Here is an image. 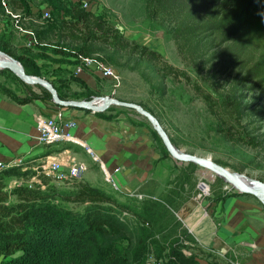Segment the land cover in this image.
Listing matches in <instances>:
<instances>
[{"label":"rangeland","instance_id":"rangeland-1","mask_svg":"<svg viewBox=\"0 0 264 264\" xmlns=\"http://www.w3.org/2000/svg\"><path fill=\"white\" fill-rule=\"evenodd\" d=\"M150 1L106 0L93 12L109 26L119 30L120 35L126 40L136 42L142 47L146 46L161 54L163 62L180 71L182 76L186 77L178 79L173 76L163 77L160 72L161 62L151 61L131 49L120 50L110 44L92 41L90 45L94 46L96 51L91 54V57L101 59L112 67L121 78L120 84L116 86V83L110 79H104L111 81L107 82L91 73L94 83L98 88H102V92L110 94L111 97L120 101L125 98L129 101H136L135 104L141 102L158 110L162 108L169 116V121L172 122L169 133L179 135L181 145L177 149L183 153L210 157L213 161L221 162L222 165L239 176L264 184V83L258 87V83L255 82H245L241 85V78L235 74L229 77L219 72H211L209 65L202 73L196 71L179 54L172 37V25L166 20L151 18L148 9ZM36 6L39 5L36 4ZM29 22V20L23 19L20 23L24 27L30 28ZM16 35L19 36V34ZM17 36L15 47L22 41ZM48 43L51 46L60 45L70 50L77 45L63 37H56ZM48 55L51 57L50 59H41L37 64L49 79L54 81V73L57 70L64 72L62 79L66 78L67 82L71 81L72 75L79 76L75 75L73 71L74 61H68L69 59L64 57L61 62L65 63H58L60 56L52 53H48ZM40 88L42 87L25 83L9 70L0 69L1 96L7 92L19 98H28L26 92L33 90L40 95ZM72 88L80 90L77 84H72ZM161 93H165L163 97H161ZM231 93H233L232 97L238 96L241 103L240 114L234 117H231L229 111L224 110L222 103L227 100L226 95ZM205 96L217 103L216 116L206 106L203 99ZM105 114L112 118L121 117L127 122L130 121L135 125L148 128L158 138V142H156L152 136L159 156L162 157V149L164 155L165 152L166 155L168 154L149 121L136 111L112 105ZM173 127L175 128L172 131ZM227 131L230 132L232 138ZM85 159L88 166L89 163L97 164L88 156ZM168 160H170V180L174 181L180 177V171L186 168L188 163L178 162L171 157ZM33 163L37 164L36 161ZM93 169L98 172L96 166ZM22 180L26 179L13 176L6 179L4 191L8 193L9 199L4 203L5 205L17 206L21 203L13 191L21 187L18 184ZM79 182L100 188L114 196L119 204L139 212L134 199L115 191L105 183L103 175L94 173V182L88 181L85 177ZM201 182H205L210 187V195L204 199L221 201L230 196L234 197L232 195L235 190L232 186L214 171L198 166L197 175L193 181L195 185L193 198L197 197L198 186ZM72 184L74 182L51 184L55 188L48 190V198L45 201H38L33 204V207H30L32 219L26 229L32 236H37L34 248L19 251L12 256H2L0 264H66L67 262L68 264H88L87 251L82 249L83 247L78 245L79 243L70 240L67 230L69 231L72 226L83 220L94 206L90 202L75 201L73 197L77 192V185L72 186ZM227 185L230 186V189H226ZM173 189L174 187L170 188V190ZM186 192H190V187H186ZM119 204H101V207L115 210L119 225L125 223L124 226L134 232L135 226L141 221L131 216L124 218L123 213L128 211L120 207ZM162 207L152 206L155 213L152 211L149 216H143L146 219L145 222L149 219L150 225H143L144 228L159 234L154 236L156 240L163 241L165 237L168 238V242L162 245L164 248L167 247L165 254L171 255L172 250L175 255L182 254V257L175 261L176 264H237L236 259L229 255L218 256L200 248L194 237L170 211L173 223L167 224L164 214L159 211L164 208ZM128 213L131 215L130 212ZM184 231L186 234H183ZM151 250L153 252L152 248ZM183 256L189 259L188 262L185 258L184 261H181ZM146 258V264L167 262L157 259L152 253L148 254ZM171 259L175 260L174 257Z\"/></svg>","mask_w":264,"mask_h":264},{"label":"trees","instance_id":"trees-1","mask_svg":"<svg viewBox=\"0 0 264 264\" xmlns=\"http://www.w3.org/2000/svg\"><path fill=\"white\" fill-rule=\"evenodd\" d=\"M34 8L37 9L36 13L33 12ZM9 9L13 13H20L22 19L30 21V28L25 27L36 32L40 45L27 49L21 36L19 37L22 40L21 43L15 47L17 32L14 21L0 4V51L19 61L28 75L48 80L62 100H90L95 93L78 77L72 75L70 82H67L66 78L62 79L64 72L60 70L54 73V81H52L43 74L37 62L41 59H50L48 53L60 56L58 63H65L61 62L64 57L68 58V61H74V52L91 57V54L96 51L94 46L90 45L92 41L110 44L120 50L131 49L151 61L161 62L160 72L163 77L173 76L176 79L186 77L163 62L161 54L126 40L120 35L119 30L109 26L95 13L83 10L72 0H10ZM148 9L152 19H163L172 25V37L179 54L196 71L202 73L209 65L211 72H219L229 77L235 74L241 78V85L245 82H255L258 83V87L264 83V0H151ZM46 10H50L51 17L43 19V11ZM56 37H63L77 45L72 50L60 45H49L48 42ZM67 73L70 74V72ZM72 84H77L80 90H74ZM40 90V95L29 90L26 92L28 98H19L7 92L3 95L20 105L30 104L36 100L51 102V94L46 89L40 88ZM161 94L163 97L165 93ZM232 94H227V100L222 103L224 110L229 111L231 117H234L240 114L241 103L238 96L232 97ZM203 99L209 110L216 116L217 103L208 96ZM121 100L129 101L125 98ZM137 104L160 122L174 146L179 148L180 137L169 133L172 122L169 121L165 111L141 102ZM96 116L100 119H114L106 116L105 113H98ZM227 133L230 135V132L227 131ZM152 136L158 142L157 136L154 134ZM162 152L161 159H169V154L166 155L165 152L164 155L163 149ZM214 162L222 165L219 161ZM25 165H27L26 162L20 166L0 170V257L12 256L19 251L34 248L37 236H32L26 229L32 219L30 207L38 201H45L48 198L47 193L55 188L51 186L46 191H41L18 187L13 194L21 203L17 206L5 205L4 203L9 199L8 193L4 191L6 179L12 176L26 179L29 172L22 171ZM197 169V165L188 163L186 168L180 171V177L171 181L168 188L160 195L159 201L163 207L167 208L162 207L163 209L159 211L164 214L167 224L173 223L169 209L176 212L185 201L193 197L195 190L193 181L197 175ZM172 187L174 189L170 190ZM186 187H190V192H186ZM76 188L77 192L73 197L75 201L90 202L94 207L88 211L83 220L67 232H69L70 240L79 243L78 245L87 251L88 264H146V257L150 253L157 259L167 261L164 264H176L175 261L182 257V254L175 255L173 250L171 255L165 254L167 247L164 248L162 245L168 242V238L158 241L154 236L159 234L144 228L143 224L150 225L149 219L145 222L146 219L143 217L152 213V209L146 211L151 208L150 205L142 206V203L138 205V202L134 200L138 207L139 212H137L119 204L114 196L100 188L84 183H79ZM114 203L119 204L141 221L135 226L134 232L124 226L125 223L119 225L115 210L101 207V204ZM183 234H186V231ZM171 257L175 260L172 261ZM184 258L183 256L181 261H184ZM185 259L188 262L189 259Z\"/></svg>","mask_w":264,"mask_h":264},{"label":"crops","instance_id":"crops-1","mask_svg":"<svg viewBox=\"0 0 264 264\" xmlns=\"http://www.w3.org/2000/svg\"><path fill=\"white\" fill-rule=\"evenodd\" d=\"M34 9L33 12L36 13L37 9ZM78 77L95 93L93 97L110 96L96 86L91 72H85ZM44 118H58L61 123H73L75 126L71 132L87 143L102 164L116 173L119 184L137 195L149 197L141 201L142 206L151 204V208L146 211H150L155 205L163 206L159 197L171 182L170 160L161 159L148 128L127 122L121 117L112 120L100 119L90 112L61 108L53 100H36L20 105L0 95V163L11 166V162L23 159L27 163L24 168L27 169L34 168L48 156L65 164L73 159L85 163L87 156L91 158L79 145H40L37 141L36 125ZM95 163L97 164L89 163L90 167L88 166L84 175L90 182H94V173L102 175L100 164ZM94 166L98 172H95ZM24 172L33 173L29 169ZM78 183L81 182L72 186ZM195 198L194 196L185 201L176 212L169 211L179 219L200 248L218 256L229 255L236 259L237 264H264L262 202L237 196L221 201Z\"/></svg>","mask_w":264,"mask_h":264},{"label":"built area","instance_id":"built-area-1","mask_svg":"<svg viewBox=\"0 0 264 264\" xmlns=\"http://www.w3.org/2000/svg\"><path fill=\"white\" fill-rule=\"evenodd\" d=\"M72 1L75 4H78L83 10L93 12L94 9L99 8L106 0ZM9 2L10 0H0L1 6L5 8L6 13L14 21L16 32L23 37L24 46L27 49H32L37 45H40L36 32L32 29L24 27L20 23L23 20L21 14L13 13L9 9ZM50 17V10L43 11V19H48ZM74 54L75 65L73 67V71L75 75H81L85 72H91L97 74L103 79H110L111 81L116 83V86L120 84L121 78L118 73L112 67L105 64L101 59H94L92 57H87L75 52ZM74 126L75 125L71 122L61 123L58 118H44L36 125L37 141L40 145L71 143L84 147L91 158L95 162H98L100 164V168L104 176V181L109 184L115 191L124 193L126 196L131 197L139 202L149 198L141 194L137 195L132 191L125 189V186L119 184L116 179V173L112 172L106 165L102 164L98 155L85 142H82L71 132V129ZM11 163L12 166L0 163V170L23 165L24 160L17 159ZM28 169L32 170L35 176L32 177L29 181L28 179L20 181L18 185L30 190L40 189L41 191H46L49 188V185L52 183L70 184L81 180L85 173L88 171V165L84 162H78L75 159L71 160L68 164H65L59 159L48 156L45 159L41 160L39 164L34 168H24L23 170L26 171ZM198 189L199 193L195 199L203 200L204 197L210 195V187L205 182H201L198 186ZM226 189H230V186L227 185ZM122 216L124 218L131 216L132 218L136 219L133 214L130 215L128 212H124ZM145 225L149 226L148 223H146Z\"/></svg>","mask_w":264,"mask_h":264},{"label":"water","instance_id":"water-1","mask_svg":"<svg viewBox=\"0 0 264 264\" xmlns=\"http://www.w3.org/2000/svg\"><path fill=\"white\" fill-rule=\"evenodd\" d=\"M0 55L4 56L7 59L0 60L1 70H9L20 77L25 83L34 86H40L46 89L51 94L53 102L61 108H72L90 112L93 114H98L107 112L112 105H115L125 109L136 111L139 115L145 117L149 121L171 158L178 162L193 163L199 167L210 169L214 171L219 177H221L227 184L232 186V188L235 190L232 196L253 198L259 200L264 204V188H251L245 185L238 178L239 174H236L230 171V169L215 163L210 157L189 155L177 149L160 122L140 105L131 102L120 101L117 98L111 96L92 97L90 100L81 101L62 100L59 98L54 86L48 80L42 77L28 75L20 62L4 52L0 51ZM256 183L264 187V184H261L259 182Z\"/></svg>","mask_w":264,"mask_h":264},{"label":"bare ground","instance_id":"bare-ground-1","mask_svg":"<svg viewBox=\"0 0 264 264\" xmlns=\"http://www.w3.org/2000/svg\"><path fill=\"white\" fill-rule=\"evenodd\" d=\"M0 59H2V60H7L4 56H2V55H0ZM103 79V78H102ZM83 142V141H82ZM65 144H68V145H75V144H71V143H65ZM87 144V143H86ZM85 144V145H86ZM87 146V145H86ZM82 147V146H81ZM83 149H84V151H86V149L84 148V147H82ZM11 166H12V164H11ZM16 167V166H15ZM11 168H13V167H11ZM102 175H103V173H102ZM35 175L32 173V174H30V175H28L27 176V178H26V180L28 179V181L32 178V177H34ZM83 178H84V176H83ZM83 178L81 179V180H83ZM238 178L245 184V185H247V186H249V187H251V188H264L262 185H259L258 183H256V182H254L253 180H251V179H247L246 177H244V176H238ZM103 179H104V176H103ZM81 180H79V181H81ZM79 181H76V182H79ZM75 183V182H74ZM106 183V182H105ZM52 184H54V183H52ZM107 184V183H106ZM109 185V184H108ZM51 186H53V185H49V187H51Z\"/></svg>","mask_w":264,"mask_h":264}]
</instances>
